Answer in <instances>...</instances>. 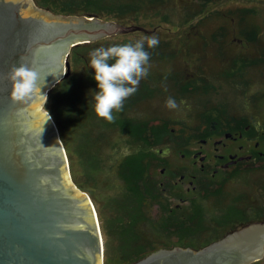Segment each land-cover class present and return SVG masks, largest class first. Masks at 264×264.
Segmentation results:
<instances>
[{
  "label": "trees",
  "instance_id": "16d2710c",
  "mask_svg": "<svg viewBox=\"0 0 264 264\" xmlns=\"http://www.w3.org/2000/svg\"><path fill=\"white\" fill-rule=\"evenodd\" d=\"M34 1L56 15L92 16L129 28L122 35L74 47L69 57L70 75L50 91L44 105L59 128L65 148L66 145L80 147L78 162L83 161L87 178L81 180L82 168L66 149L72 178L78 188L90 193L100 221L107 218L109 234L117 239V246L112 241L106 242L105 264H110L113 257L115 264H136L160 249L174 246L205 248L233 231L262 222L257 219L264 218V198L260 196L259 200L258 194L241 197L236 190L228 191L229 187L201 195L200 191L187 192L181 184H175L187 171L171 167L163 156V147L178 139L176 155L187 161L191 157L194 131L189 134L186 128L170 129L166 121L159 126L151 125L137 115L136 109L142 101L160 92L157 84L165 79L174 81V86L184 94L196 93L200 88L205 93L212 90L213 82L205 74L209 71L223 81L238 78L244 82L250 70L264 63V7L230 8L231 0ZM159 16L160 21L172 23L178 29L176 39H164L162 25H156ZM198 18V22L193 21ZM153 35L158 38V45L148 47L146 42L144 45L150 55L147 76L124 101L122 110L113 112L114 121L99 117L94 100L99 89L95 70L90 65V53L100 47L135 43ZM193 59L201 62L200 66L193 65ZM166 63H171L172 69L159 71ZM223 109L226 110L224 105ZM262 112L247 115L252 125L259 120L264 123ZM109 128L118 130L119 138L106 137L105 133L94 138L96 133ZM111 144H121V148L130 152L120 154L113 166L122 182L120 198L108 197L100 207L95 201V191L86 182L99 183L107 192L118 188L108 169H104L106 163L101 150L93 148ZM172 199L183 202L175 205Z\"/></svg>",
  "mask_w": 264,
  "mask_h": 264
},
{
  "label": "water",
  "instance_id": "95a60500",
  "mask_svg": "<svg viewBox=\"0 0 264 264\" xmlns=\"http://www.w3.org/2000/svg\"><path fill=\"white\" fill-rule=\"evenodd\" d=\"M33 0H0V264H105V241L91 196L72 178L59 128L44 110L70 75L71 50L129 28L88 16H54ZM40 72L36 93L11 98L9 72ZM50 116V119H49ZM264 264V224L202 250H159L136 264Z\"/></svg>",
  "mask_w": 264,
  "mask_h": 264
},
{
  "label": "rangeland",
  "instance_id": "374dc122",
  "mask_svg": "<svg viewBox=\"0 0 264 264\" xmlns=\"http://www.w3.org/2000/svg\"><path fill=\"white\" fill-rule=\"evenodd\" d=\"M34 1V0H33ZM35 2V1H34ZM36 3V2H35ZM36 7L46 13V9L38 6L35 4ZM230 8L231 7H252V6H259L264 7V0H231L229 3ZM51 12V11H50ZM52 13V12H51ZM54 16H58L55 13H52ZM63 16H71V15H63ZM162 16V15H161ZM157 17V23L156 25H162L163 27V34L164 39H176L175 33L177 32V28L173 26V24H167L163 21H160V17ZM162 18V17H161ZM200 18L193 20L194 22H198ZM105 21V20H104ZM156 22V21H155ZM171 30H168V29ZM124 33H120L119 35H122ZM132 37V36H131ZM195 66H200V63L198 60L193 59ZM162 72H166L167 70L170 71L172 69L171 63H166L165 65H161ZM175 69V67H174ZM200 72V71H199ZM197 75L198 72H196ZM201 73V72H200ZM213 72L209 71L205 73L206 75H209L208 79L212 80L213 82V89L210 90L208 93H205L203 89L200 88V90L196 93H180L177 86H174V81H169V79L163 80L162 84L158 83L159 93H155L152 97L147 98V100L142 101L138 107H137V115L142 118L150 121L151 125L159 126V124H163V121L168 122L167 125L170 129L177 128L179 130L185 129L188 131V133H193L197 125L200 124L199 122V114L201 115L203 112H212L211 110L213 108L223 109L226 107V110L228 113L231 114H239V115H250L254 112L263 111L264 114V63H258L257 67L255 69H252L248 72L249 75L245 78V81L242 82L241 79L238 78H232L228 79V81H223L220 79H217L213 77ZM212 75V77H211ZM187 77H185L186 79ZM201 85H204L203 83ZM169 98H172L175 100L177 107L175 108H169L167 106V101ZM45 111L46 108H44ZM154 121V122H153ZM198 121V122H197ZM106 131H103L101 133H96L94 138H100L102 134L105 133L106 137L110 138H119V131L113 128L104 129ZM93 142V141H92ZM178 139H175V141H169L167 144L164 145L163 156L166 157L169 160V164H171V167L175 168H186L188 165V161L180 160L179 156L176 155V148L178 147ZM112 145V144H111ZM123 147L121 144L107 146V147H99L96 148L94 146L93 148L95 150H101V155L104 157L106 166L104 169H108L109 176L112 177L113 181L116 182L117 187L115 189H112L111 192H107L104 189L101 188V184L95 185L94 181L88 180L86 184L90 188L92 187V190L95 191L96 196V202L100 207L103 206L104 200H106L108 197L111 198H120L122 190V182L116 176L117 172L114 169V165L116 164V161L119 158V155L124 153H129L130 150L121 148ZM67 151H71L73 154V158L76 161V164L82 168V171H79V176L81 180H86L87 175L85 174V170L83 168V165L80 160L79 156V149L75 145H66ZM83 162V161H82ZM264 178H260V175H253L252 177L247 178L246 180H239L234 183H232L230 190H238L241 194H258L259 200L264 198V182L261 181ZM85 185V184H84ZM99 186V188H97ZM95 187V188H94ZM235 188V189H234ZM83 191V190H82ZM85 193H90L88 191H83ZM93 200V199H92ZM94 202V201H93ZM177 203V202H175ZM95 204V202H94ZM96 209H97V205ZM155 211V210H154ZM154 213V212H153ZM98 214V213H97ZM101 222L102 231H103V237L106 242H111L112 245L117 246L118 242L114 240L115 236H111L110 230L108 227L107 218ZM104 228V229H103ZM116 261L115 257L111 258L110 264H115Z\"/></svg>",
  "mask_w": 264,
  "mask_h": 264
},
{
  "label": "flooded vegetation",
  "instance_id": "af4514ba",
  "mask_svg": "<svg viewBox=\"0 0 264 264\" xmlns=\"http://www.w3.org/2000/svg\"><path fill=\"white\" fill-rule=\"evenodd\" d=\"M198 118L200 124L195 128L191 138V157L187 159L188 166L183 168V172L187 171V173L181 174L175 184H181L187 192L200 191L202 195L205 194L204 192L209 194L227 190L232 183L250 179L253 175L264 178V123L262 121L259 120V123L252 125L247 115L235 116L225 109L203 112ZM185 175L187 179H184ZM261 181L264 182V179ZM236 192L242 197L243 194L238 190ZM175 202L183 201L172 199V204ZM175 205L178 204L175 203ZM257 220H261L260 223L264 224L263 217ZM177 247L174 246L172 249ZM187 249L199 251L204 248Z\"/></svg>",
  "mask_w": 264,
  "mask_h": 264
},
{
  "label": "clouds",
  "instance_id": "9594fccd",
  "mask_svg": "<svg viewBox=\"0 0 264 264\" xmlns=\"http://www.w3.org/2000/svg\"><path fill=\"white\" fill-rule=\"evenodd\" d=\"M145 42L148 47H154L159 40L153 35L135 43L100 47L90 53V65L95 70L94 79L99 89L94 96L95 112L99 117L114 121L113 112L122 110L124 101L137 91L140 80L147 76L150 55L145 50ZM9 79L11 98L25 101L36 93L40 72L28 64H20L10 70ZM167 106L177 107L172 98L168 99Z\"/></svg>",
  "mask_w": 264,
  "mask_h": 264
}]
</instances>
